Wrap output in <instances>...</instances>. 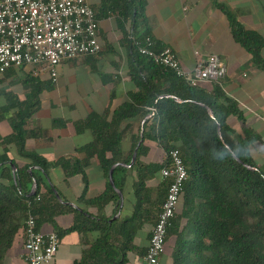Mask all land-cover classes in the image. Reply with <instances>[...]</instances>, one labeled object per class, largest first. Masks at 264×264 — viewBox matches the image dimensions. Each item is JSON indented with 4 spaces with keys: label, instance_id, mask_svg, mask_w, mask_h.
Segmentation results:
<instances>
[{
    "label": "trees",
    "instance_id": "obj_1",
    "mask_svg": "<svg viewBox=\"0 0 264 264\" xmlns=\"http://www.w3.org/2000/svg\"><path fill=\"white\" fill-rule=\"evenodd\" d=\"M218 7L227 14L224 7ZM101 10L115 17L116 31L120 35L118 44L126 52L129 79L137 92L129 96V103L114 111L107 109L102 115L91 113L74 123L77 133L89 130L93 137L89 145L79 150L84 159H61L53 164L26 152L25 144L29 137L37 135L26 130L27 124L40 108L42 95L50 93L54 84L26 75L19 83L22 97L12 92L2 93L6 105L0 108V123L6 121L9 132L0 134V261L17 238L24 237V222L28 216H33L39 227L43 215L47 216L44 220L51 221L56 215L74 212L59 204L53 190L46 185L43 177L48 179L51 168H60L65 179H69L84 175V168L95 157L108 179L112 166L131 162L132 155L122 159L120 151L122 136L129 126L126 123L145 120L142 137L139 128L138 135L131 141L132 153L136 150L131 167L136 173L132 216L109 224L103 219L93 223L78 214L72 228L57 234L61 237L74 231L83 238L88 232L100 231V239L80 264H87L98 250L101 257L98 264H124L125 252L136 251L133 246L136 233L142 229L143 221L155 224L170 181L162 180L155 191L148 189L147 184L161 169L168 167L167 156L172 150L179 152L187 178L175 218L167 229L162 258L168 259L170 264H264V170L251 156L260 137L249 129L235 136L228 122L231 118L243 120L242 113L219 85L189 86L173 72L139 55L135 44L141 46L150 38L145 29L144 0H102ZM93 12L98 20L97 13ZM229 19L235 41L250 54L251 64L264 73L260 53L264 40ZM168 96L180 102L166 98ZM66 124L62 119L52 120L54 129L64 128ZM151 146L159 148L166 157L161 165L142 162ZM10 148H14L26 164L16 163L9 156ZM126 173L123 168L114 170L117 190L123 189ZM33 182L36 194L30 197ZM111 203L118 205V196L110 185L91 202L97 207ZM117 237L121 242H116Z\"/></svg>",
    "mask_w": 264,
    "mask_h": 264
},
{
    "label": "crops",
    "instance_id": "obj_2",
    "mask_svg": "<svg viewBox=\"0 0 264 264\" xmlns=\"http://www.w3.org/2000/svg\"><path fill=\"white\" fill-rule=\"evenodd\" d=\"M144 2L147 22L145 29L157 50L170 49L186 71L192 70L197 62L204 61L209 55L217 56L225 66L226 77L221 88L238 104L243 117V120L231 118L228 124L236 137L242 135L244 129H249L260 137V142L251 150V156L257 166L264 170V73L251 64L250 54L235 41L229 19L230 17L245 31L253 32L264 40V0H215L216 4L212 0ZM87 3L98 16L102 51L97 56L80 57L61 64L57 68L58 78L54 89L42 95L41 106L26 127V130L37 134L26 140V152L37 154L49 164L61 159L82 161L84 154L79 150L89 145L93 137L89 130L77 133L74 123L84 120L91 113L102 115L107 109L114 111L122 104L129 103V96L137 92L129 79L126 52L118 44L120 35L116 31L115 17L101 12L102 0H87ZM218 6L224 7L227 14ZM260 53L264 59V47ZM9 72L12 73L8 77L0 79V108L6 105L2 93L12 92L22 97L19 83L26 75L35 78L30 68ZM36 79L48 80L46 76ZM47 98L54 102L44 108L43 102ZM55 119L65 120L66 126L52 128V120ZM128 124L122 136V159L130 155L133 157L136 152L134 150L132 153L131 141L138 135L139 128L143 130L145 120H134L126 123ZM8 132V123L1 122L0 134L6 135ZM9 156L19 165L26 164L14 148L9 149ZM132 157L129 165H114L127 170L126 183L119 190L122 194L121 207L119 197L118 205L111 203L105 207H97L91 204L110 185L109 176L108 179L105 178L95 157L84 168V175L69 179H65L60 168H51L48 179L43 177L46 185L53 190L59 204L74 212L56 215L51 221L44 220L47 216L43 215L39 231L43 234H59L69 230L78 219V214L86 216L93 223H100L103 219L111 224L116 220L130 218L134 202L133 183L136 179V173L131 169L134 163ZM165 161L163 152L155 146H151L148 156L142 159L145 164L161 165ZM162 180L159 172L147 184L148 189L155 191ZM153 226V223L143 221V227L136 233L133 241L136 251L125 252L124 264H143ZM100 237V231L88 232L83 238L74 231L62 235L59 237L57 253L49 264H80L84 257H89L92 246ZM115 240L117 243L121 242L119 237ZM23 242L22 235L0 264H26ZM98 251L87 264H98L101 258ZM165 261L162 258L160 264H165Z\"/></svg>",
    "mask_w": 264,
    "mask_h": 264
},
{
    "label": "built area",
    "instance_id": "obj_3",
    "mask_svg": "<svg viewBox=\"0 0 264 264\" xmlns=\"http://www.w3.org/2000/svg\"><path fill=\"white\" fill-rule=\"evenodd\" d=\"M139 55L169 70L189 86L215 84L221 87L226 68L219 58L209 55L190 71L184 70L173 52L156 50L151 38L139 46ZM99 21L87 0H0V79L11 70L30 68L35 78L57 82V68L80 57L97 56ZM154 114V110L150 109ZM168 167L160 171L169 180L166 198L153 226L143 264H160L165 250L167 229L176 209L187 174L177 150L167 156ZM39 201V197L36 198ZM59 237L39 231L33 216L24 222L26 264H49L57 253Z\"/></svg>",
    "mask_w": 264,
    "mask_h": 264
},
{
    "label": "water",
    "instance_id": "obj_4",
    "mask_svg": "<svg viewBox=\"0 0 264 264\" xmlns=\"http://www.w3.org/2000/svg\"><path fill=\"white\" fill-rule=\"evenodd\" d=\"M166 98H171V99H173V100L176 101V102H180V100H178V99H176V98H172V97H169V96L166 97ZM206 110H207L209 116L213 118L214 116H213L212 111H211L210 109H208V108H207ZM217 129H218L219 137H221L219 127H218ZM140 137H142V131H141ZM139 145H140V143H139ZM135 158H136V152H134V154H133V157H132V163L134 162ZM132 163H131V164H132ZM115 168H116V166L112 167V168L110 169V171H109V175H108V176H109V183H110V186L112 187V189L115 191V193H116L117 196L119 197V199H120V207H121V206H122V194L119 192V190H117V189L115 188L114 181H113V172H114V169H115ZM12 171H13V173L15 172V168H14V166H12ZM35 194H36V184H35V182H33L32 187H31V190H30V194H29V196L32 197V196H34Z\"/></svg>",
    "mask_w": 264,
    "mask_h": 264
},
{
    "label": "rangeland",
    "instance_id": "obj_5",
    "mask_svg": "<svg viewBox=\"0 0 264 264\" xmlns=\"http://www.w3.org/2000/svg\"><path fill=\"white\" fill-rule=\"evenodd\" d=\"M52 102H54V100L53 99H51V98H47V99H45L44 100V102H43V104H44V108H46L47 106H48V104L49 103H52ZM166 261H165V264H170V262H169V260L168 259H165Z\"/></svg>",
    "mask_w": 264,
    "mask_h": 264
}]
</instances>
